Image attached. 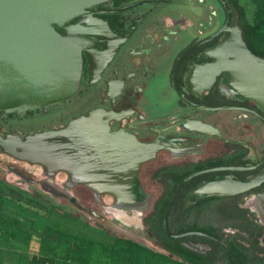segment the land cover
I'll list each match as a JSON object with an SVG mask.
<instances>
[{
    "label": "flooded vegetation",
    "instance_id": "obj_1",
    "mask_svg": "<svg viewBox=\"0 0 264 264\" xmlns=\"http://www.w3.org/2000/svg\"><path fill=\"white\" fill-rule=\"evenodd\" d=\"M94 1L96 5L85 10V18L79 16L65 24L67 27L85 19L87 25H81L89 26L97 36L94 46L83 51L77 93L45 108L0 113V180L55 206H62L63 201L81 204L76 191L101 206L91 188L73 181L59 164L47 163L46 168L8 152L23 153L28 158L44 154V140H38L34 147L30 138L61 133L70 123L97 111L94 119L72 128L73 139H91L98 132L100 139H107L109 132L112 138L121 133L141 144L165 146L157 151L155 160L142 165L139 173L144 190L152 196L150 210L163 191L173 190L171 199L184 178L198 174L179 192L172 222L225 242L242 263L259 259L255 264H264V234L259 235L261 223L251 209L254 197L264 194V182L233 196L217 197L207 192L199 199L193 194L203 186L246 182L264 174L261 120L243 111H231L243 115L240 120L235 115L232 121H241L244 128L246 121L255 124L247 129L249 137L245 135L250 140H231L223 133L230 122L222 123L221 112L212 110L236 106L264 117L252 102L234 100L222 92L220 45L225 35L218 32L225 14L220 5L214 0ZM233 18L230 13V20ZM236 21L239 23V11ZM204 125L221 136L202 134L198 130ZM161 161L163 164L148 171L149 165ZM145 174L160 189L158 195L146 188ZM101 199L108 205L115 202L108 194ZM244 225L250 226V232L240 228ZM195 245L205 248L206 255L218 251L219 246L210 240Z\"/></svg>",
    "mask_w": 264,
    "mask_h": 264
},
{
    "label": "water",
    "instance_id": "obj_2",
    "mask_svg": "<svg viewBox=\"0 0 264 264\" xmlns=\"http://www.w3.org/2000/svg\"><path fill=\"white\" fill-rule=\"evenodd\" d=\"M214 1L225 14L224 24L218 32L225 35L220 45L219 73H224L222 92L234 100L252 102L264 114V57L254 54L243 39L236 21V6L225 0ZM95 3L94 0H0V113L21 114L45 108L77 93L83 72V51L94 46L97 36L89 26L81 25H87L85 19L67 27L65 24L79 16L85 18V10L94 7ZM230 13L234 16L232 21ZM212 110L243 111L258 117L264 125V117L244 108L220 106ZM96 115L97 111H93L88 118L75 120L61 133L30 138L34 147L38 140H44V154L28 158L23 153L8 152L19 159L41 163L46 168L47 163L59 164L73 181L76 179L77 183L91 188L105 215L127 229H143L142 217L151 208L152 196L144 190L139 173L142 165L155 160L157 151L165 146L141 144L121 133L112 138L109 132L107 139H100V132L93 133L91 139L84 136L73 139L72 128L82 126L85 120L94 119ZM198 131L221 136L219 131L211 130L207 125ZM0 145L3 146L1 139ZM196 175L184 178L168 203L163 218L166 236L170 240L195 236L213 241L237 264H243L225 242L205 233L191 231L174 235L170 232L168 221L175 200L184 185ZM263 182L264 174L246 182L203 186L193 194L199 199L207 192L217 197L233 196L251 191ZM104 194L112 195L115 202L105 204L101 199ZM251 209L264 226V194L254 197ZM188 245L205 252L201 246Z\"/></svg>",
    "mask_w": 264,
    "mask_h": 264
},
{
    "label": "trees",
    "instance_id": "obj_3",
    "mask_svg": "<svg viewBox=\"0 0 264 264\" xmlns=\"http://www.w3.org/2000/svg\"><path fill=\"white\" fill-rule=\"evenodd\" d=\"M231 1L239 11V25L243 32V39L254 54L264 57V23L260 28L249 25L245 21V13L238 1ZM172 193L173 190L163 191L153 209L150 210V213L144 218V224L146 226L145 234L155 240L161 250H156L149 245L120 237H115L113 244H100L88 238L75 237L68 232H63L57 227L50 228L44 232L43 245L45 248H49L50 246L61 247L63 249L62 256L60 258L55 256L34 257L31 264H91L96 252H104L111 255V264H213L221 260L228 262V264H236L227 251L219 246L216 247L218 251L206 255L205 252L196 251L188 245V243H207V240L197 237L170 240L166 236L163 218ZM6 198L24 203L29 207L41 210L49 215H54L62 210V206H55L47 203L45 200L36 199L24 191L14 188L0 180L1 237L6 234L13 238L18 236L15 231L6 230V228L1 225L4 215L3 202H5ZM176 211V207L173 206L168 221L170 232L177 235L195 231L192 227H181L182 224L172 222L176 215ZM258 227L260 228L259 235L264 234V228L261 224H258ZM240 228L243 231L250 232L249 225H244ZM102 229L109 234L106 229ZM201 231L205 232L206 230ZM257 261L260 260H252L251 263L255 264ZM243 264H247L245 260Z\"/></svg>",
    "mask_w": 264,
    "mask_h": 264
},
{
    "label": "rangeland",
    "instance_id": "obj_4",
    "mask_svg": "<svg viewBox=\"0 0 264 264\" xmlns=\"http://www.w3.org/2000/svg\"><path fill=\"white\" fill-rule=\"evenodd\" d=\"M245 13V21L249 25L257 28L262 27L264 23V0H237ZM220 121L230 122V127L223 128L224 135L231 140L247 139L250 133H247L249 125H255L254 121H246L245 128L241 121L233 122L236 117L243 119V115L235 114L231 111L219 113ZM239 119V120H240ZM245 135L248 136L245 138ZM261 140L264 142V129H262ZM163 162H156L148 166V171L157 168ZM146 188L158 195L160 189L154 186L149 180V174L143 175ZM76 197L80 198L81 204L71 205L68 201H63L62 210L54 215H49L41 210L34 209L28 205L6 198L4 204V215L1 225L6 230L15 231L18 236L0 235V258L5 255L10 264H31L32 259L41 256H55L60 258L63 254L61 247L45 248L43 245V234L50 228H59L63 232H68L75 237H84L96 241L100 244H113L115 237L129 239L149 245L156 250H161L158 243L151 239L143 229H127L118 222L110 220L111 216L104 214L102 206L93 201L92 197L84 198L79 191L75 192ZM47 198V197H46ZM84 206H83V205ZM86 206V207H85ZM92 208L95 211L88 209ZM103 213V214H101ZM150 213L146 212L142 220ZM113 219V218H112ZM106 229L109 234L103 231ZM139 230V231H138ZM141 231V232H140ZM144 233H143V232ZM1 262V261H0ZM112 257L108 253L96 252L91 264H111ZM169 264V263H166ZM220 264V263H213Z\"/></svg>",
    "mask_w": 264,
    "mask_h": 264
},
{
    "label": "crops",
    "instance_id": "obj_5",
    "mask_svg": "<svg viewBox=\"0 0 264 264\" xmlns=\"http://www.w3.org/2000/svg\"><path fill=\"white\" fill-rule=\"evenodd\" d=\"M0 264H10L8 262H10V259L8 260V258L3 254L1 255V258H0Z\"/></svg>",
    "mask_w": 264,
    "mask_h": 264
},
{
    "label": "bare ground",
    "instance_id": "obj_6",
    "mask_svg": "<svg viewBox=\"0 0 264 264\" xmlns=\"http://www.w3.org/2000/svg\"><path fill=\"white\" fill-rule=\"evenodd\" d=\"M139 225V224H138Z\"/></svg>",
    "mask_w": 264,
    "mask_h": 264
}]
</instances>
